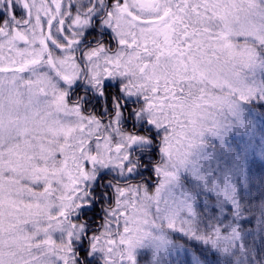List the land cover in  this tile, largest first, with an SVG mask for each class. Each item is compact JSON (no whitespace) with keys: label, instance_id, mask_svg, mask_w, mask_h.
Listing matches in <instances>:
<instances>
[{"label":"snow or ice","instance_id":"1","mask_svg":"<svg viewBox=\"0 0 264 264\" xmlns=\"http://www.w3.org/2000/svg\"><path fill=\"white\" fill-rule=\"evenodd\" d=\"M261 125L264 0H0V264H264Z\"/></svg>","mask_w":264,"mask_h":264},{"label":"flooded vegetation","instance_id":"2","mask_svg":"<svg viewBox=\"0 0 264 264\" xmlns=\"http://www.w3.org/2000/svg\"><path fill=\"white\" fill-rule=\"evenodd\" d=\"M114 47V45H113ZM105 83H106V90H107V94L109 97H111L112 95H114L117 91V81L111 79V78H105ZM83 94V87H75L74 91L72 93L73 99H75L76 95H82ZM135 99V98H133ZM108 108L109 110L111 109V100L109 99L108 101ZM94 112L97 116H102L104 123H107V115L104 114V102L103 100L97 101V100H90V102L86 105L85 108V112L84 114L87 115L88 112ZM125 115H127V113H125ZM131 121H128V125L130 126ZM143 175L145 177L149 176L148 172L143 173ZM104 179H107V176L104 177ZM133 183H135V181H133ZM101 209V204L97 203L95 205V207L86 213L87 217L91 218L95 223H100V219L102 216V213L100 211ZM84 217H82L83 219ZM89 235H91V233H89ZM86 247V243L84 245ZM81 259H83V256L81 255ZM93 258H89L90 261H92Z\"/></svg>","mask_w":264,"mask_h":264},{"label":"rangeland","instance_id":"3","mask_svg":"<svg viewBox=\"0 0 264 264\" xmlns=\"http://www.w3.org/2000/svg\"><path fill=\"white\" fill-rule=\"evenodd\" d=\"M259 111V110H258ZM260 122H258L259 124ZM261 126H264V125H261ZM260 142V133L259 131H257L256 133V136H255V141L254 143L255 144H259ZM256 159H259L258 161L260 162L261 160V157L259 155V148L256 149ZM151 187L149 188V192H151ZM57 240H58V234H57ZM181 256H183V253H181ZM98 258V257H97ZM150 259V254L145 250V251H142V253L140 254L139 256V261H140V264H148V260ZM172 259L174 260L175 259V254H173V257Z\"/></svg>","mask_w":264,"mask_h":264},{"label":"trees","instance_id":"4","mask_svg":"<svg viewBox=\"0 0 264 264\" xmlns=\"http://www.w3.org/2000/svg\"><path fill=\"white\" fill-rule=\"evenodd\" d=\"M259 110V109H258ZM257 160V164L254 166V170L256 171H259L260 170V162L258 161L259 159H256ZM259 197H257V201H258ZM245 228H252V227H255V224L252 223V224H245L244 225Z\"/></svg>","mask_w":264,"mask_h":264}]
</instances>
